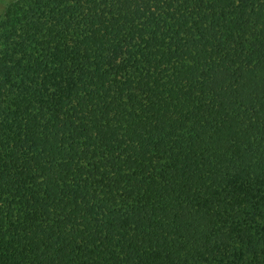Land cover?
Here are the masks:
<instances>
[{
	"label": "trees",
	"instance_id": "trees-1",
	"mask_svg": "<svg viewBox=\"0 0 264 264\" xmlns=\"http://www.w3.org/2000/svg\"><path fill=\"white\" fill-rule=\"evenodd\" d=\"M0 264H264V0L8 2Z\"/></svg>",
	"mask_w": 264,
	"mask_h": 264
},
{
	"label": "rangeland",
	"instance_id": "rangeland-1",
	"mask_svg": "<svg viewBox=\"0 0 264 264\" xmlns=\"http://www.w3.org/2000/svg\"><path fill=\"white\" fill-rule=\"evenodd\" d=\"M12 0H0V14L2 13L4 7L8 2H11Z\"/></svg>",
	"mask_w": 264,
	"mask_h": 264
}]
</instances>
